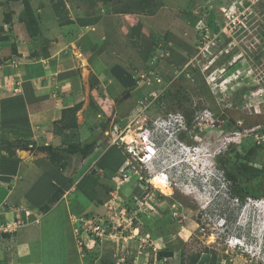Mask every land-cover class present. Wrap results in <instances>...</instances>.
<instances>
[{
    "label": "rangeland",
    "instance_id": "374dc122",
    "mask_svg": "<svg viewBox=\"0 0 264 264\" xmlns=\"http://www.w3.org/2000/svg\"><path fill=\"white\" fill-rule=\"evenodd\" d=\"M28 1L38 24L53 16L78 28L70 43L55 40L54 50L62 60L72 47L80 65H88L82 69L84 81L89 84L93 67L95 82L84 91L77 86L76 104H82L75 112L78 128L64 129V139L57 132L64 123L57 118L47 129L53 143L40 139L43 144H34L35 149L31 140L9 143L36 150L23 156L41 170L52 164L56 173L66 171L72 189L58 200L63 202L56 211L58 201L51 203L45 225L42 219L48 212L43 206L56 187L36 188L35 196H44L38 205L11 204L16 215H23L15 237H2L0 229V264H193L196 256V264H264L263 209L252 198L242 205L237 198L231 203L232 180L219 188L208 177L223 169L219 157H227L232 147L245 153L255 146L247 159L259 169L248 174L264 188V0L249 4L252 9L245 14L234 11L238 0ZM25 7V0H0V25L8 22L9 13L10 21L24 23ZM21 26L26 37V25ZM45 32L53 37L52 30ZM76 43L85 49L79 51ZM15 54L14 45L0 47V65H8L0 72V104L23 87L21 76L26 73L17 67ZM185 109L194 110L191 123ZM176 119L184 132L164 145L159 128L164 133ZM19 125H12L15 133L24 128ZM154 127L164 161L156 156L149 164L135 153L146 129L153 133ZM72 139L95 142L94 150L84 160L69 154L64 168L49 152L38 155L40 145L56 147ZM115 152L118 156L112 158ZM81 166L89 178L84 179L85 173L83 181L74 183ZM61 209L64 224L59 225ZM7 212L0 207V213ZM6 219H0L2 226L10 222ZM250 220L256 224L246 235ZM95 225L103 226L106 235H92L89 228ZM237 235L242 238L234 241ZM247 241L248 250L242 249ZM161 250L173 255L159 259Z\"/></svg>",
    "mask_w": 264,
    "mask_h": 264
},
{
    "label": "crops",
    "instance_id": "0c3cea01",
    "mask_svg": "<svg viewBox=\"0 0 264 264\" xmlns=\"http://www.w3.org/2000/svg\"><path fill=\"white\" fill-rule=\"evenodd\" d=\"M9 16L12 17L11 14ZM50 19L52 20H45V24L40 22V32L34 38L30 36L26 26V37L23 36L21 24L25 25L24 23L18 24L12 19V21L0 25V47L6 50V48L14 45L17 49V54H15L16 56L13 60L18 64L17 67H21V71H25L26 73H23V76L19 73L20 71L15 73V75L21 76L24 80L23 87L19 88L20 91L16 95L4 97L1 100L3 104H0V207L2 206L8 211L7 213H0V219L4 221L8 217L6 220L13 222L23 215V212L19 215L15 214L14 206L11 205L12 203L13 205L20 204L18 206L22 207L25 205L29 206V203L31 205V202L35 203V205L41 203L44 196L40 193L35 196V192H37L36 188H48L51 190L55 187L56 190L57 188H62L63 193L61 196L63 197H67L71 193L69 189H72V178L66 176L63 173L64 170L56 173L55 167L52 164L47 170H41L38 168V165L32 162L33 159L28 160V158L23 156L24 154L30 156L36 150L32 151L33 149H26L20 147V145H16L19 146L16 147L9 144L11 141L18 139L31 140L33 142V144L31 143V147L35 149L34 144L39 145L42 143L40 139H45L44 143H53V140L50 141V132L47 129L51 127V124L57 118H61L64 108L71 107L77 103V86L84 91V87L88 84V82L84 81L82 72V69H86L83 67L88 65L87 63L80 65V61L76 58V51L72 47H68L69 49L65 50L61 55L64 57L60 60L58 58L60 54L54 50L57 43L55 40H59L61 37L68 40L66 41L67 43H70L72 38H74L75 32L77 35L76 30L78 28H75L76 26L72 27V23L66 24L54 21L53 16ZM45 29L52 30L53 37L45 32ZM83 35L84 33L79 36L78 40H75L78 42ZM47 39H52V41L49 42ZM46 45H50L48 49L50 53L45 49ZM51 46L53 47V53ZM76 48L79 51H82V48L83 50L85 49L79 43H76ZM94 48L95 46L93 48L86 47V51H91ZM85 60L86 58H84ZM7 66V64L0 65V72H2V69L6 70ZM90 69L92 70L94 68L92 67ZM91 70L89 72V84L95 82V76ZM16 124L24 125L23 129L17 128L20 134L14 131L12 125ZM64 135H66V132L63 131V139L65 138ZM43 153L45 151L38 150V155ZM114 154L112 158L118 156L117 152ZM95 160L96 158L89 163H94ZM112 163H114V159ZM97 165H93L94 168L91 169L96 171L99 166ZM82 167L78 168L74 183L89 178L90 174L85 171L86 169L83 170ZM47 171L50 172V178L48 176L46 178ZM64 172L66 173V171ZM85 173L88 177L86 176L82 179ZM48 180L49 183L47 186L45 182ZM63 197L60 198L63 199ZM62 202L63 200H60L55 204V211ZM47 212L42 219L44 225L47 219L46 217L52 213V210L50 209ZM64 212V209L59 211V215L63 218H61V222H58L59 225L60 223L64 224ZM11 215L14 216L10 218ZM12 237L15 236H11L10 238Z\"/></svg>",
    "mask_w": 264,
    "mask_h": 264
},
{
    "label": "trees",
    "instance_id": "16d2710c",
    "mask_svg": "<svg viewBox=\"0 0 264 264\" xmlns=\"http://www.w3.org/2000/svg\"><path fill=\"white\" fill-rule=\"evenodd\" d=\"M25 6L26 13L22 20L28 28L30 36L34 38L40 32L38 20L35 14L33 13L28 0H25ZM9 15L10 14H8V17L6 18V21L8 20V22L11 20V16ZM81 105L82 104H75L74 106L67 107L62 110V117L57 121V123H59V121H63L64 124L61 125L60 130H57L58 133L62 134L64 129L74 130L78 128L75 112L80 108ZM184 115L188 120V123H191L194 116V110L185 109ZM64 143L66 145L62 142V145L56 147L51 144L41 145L39 146V149L49 152L51 160L57 165H60L61 168H64L68 165L69 159H71L69 157V154H80L81 159L84 160L87 156L91 154L95 146V142H87L83 144L80 143V141H75L73 139L68 143H66V141ZM62 146H64V149L67 150L66 152L68 154H65L63 150H61L63 148ZM252 154H255V146L250 147L248 150L245 151V153L238 152L232 147L231 150L228 151L227 157H219L220 161L224 165L223 170L226 179L232 180L231 193L234 197L241 199V201H244L247 197H260L264 194V188L262 186V183H260L256 179L251 178V176L248 174L251 169H259L257 166H254V163L252 164L251 162H249L250 160L247 159L248 157H251ZM62 193L63 189L57 188V190L50 197L48 203L43 206L46 212L50 210V205L52 202H56L60 199ZM2 235V237H11L15 236V233L3 232ZM96 238L99 239L101 237L97 236ZM172 255V250H161L157 253L159 259L165 258L167 256L171 257ZM198 260V256L193 257L192 263L196 264ZM106 264L112 263L108 260ZM212 264L214 263L212 262Z\"/></svg>",
    "mask_w": 264,
    "mask_h": 264
},
{
    "label": "clouds",
    "instance_id": "9594fccd",
    "mask_svg": "<svg viewBox=\"0 0 264 264\" xmlns=\"http://www.w3.org/2000/svg\"><path fill=\"white\" fill-rule=\"evenodd\" d=\"M230 1H232V0H230ZM249 3V1L247 2V4ZM188 121V120H187ZM155 129H154V132L153 133H151V131L149 132V130L150 129H146V131L148 132V134H146V135H142V137H141V145H140V150L138 149L137 150V152L135 153V155H138L139 156V159L142 161V162H145V159H152L151 160V162L154 160V159H156V158H154V157H156L157 156V158H159L160 157V160H163L164 161V156L163 155H161L162 153L161 152H159V150H160V144L158 145L157 143H156V140L158 139V137H161L160 136V134L162 135V137H164L165 136V138H164V142H163V144L164 145H167L166 144V142L165 141H167V138H171V137H173L174 135H179L180 136V134H182L183 132H184V126L182 125V121L181 120H179V119H176L174 122H169L168 124H167V129L165 130V132L163 133L162 131H160L161 130V128H159V132H160V134H159V132H157V129H156V127H154ZM176 140H178V139H176ZM176 143V142H175ZM182 146V145H181ZM150 149V150H149ZM161 157H163V158H161ZM162 162V161H161ZM146 163V162H145ZM181 163V162H180ZM176 165V164H175ZM191 165V167H192V169H196V167L195 166H193V164H190ZM199 174V173H198ZM197 174V175H198ZM221 175V176H218V175ZM199 176V175H198ZM208 177H210L211 179H213L212 177H214V179H216L217 181H218V184L220 185L219 186V188H222V187H224L225 186V183H226V176H225V174H224V170L223 169H217V173H214V172H212L211 173V175L210 176H208ZM218 189V188H217ZM218 194H222V196H223V192H218ZM220 198H221V196H220ZM235 198H237V197H230V202L232 203V202H234V199ZM247 198H249L248 199V201H251V198H252V203L253 204H255L256 205V207H258L259 209H260V205H261V203H263L264 202V197L263 198H260V199H253V197H247ZM246 198V199H247ZM238 199V198H237ZM245 199V200H246ZM236 200V199H235ZM244 200V201H245ZM238 203L237 204H241L242 205V203L244 202V201H241L240 199L239 200H236ZM260 211H261V209H260ZM262 218H264V213H263V216H262ZM261 218V223L263 224V227H264V221H263V219ZM16 221V220H15ZM248 223H250V224H248ZM247 224H248V226L247 227H249L250 228V230L247 232V234L246 235H250V231H251V228H252V226L254 225V224H256V223H254V222H252L251 220L248 222ZM260 223V224H261ZM237 224H239V222H237ZM259 224V223H258ZM221 225H223V223H221ZM241 226H245V225H240L239 227H241ZM242 229H243V227H242ZM8 233H10V232H8ZM242 234V233H241ZM252 234H253V232H252ZM242 238L241 236H236V239H234V241H236L237 239H240V238ZM248 241H250V239L248 240ZM248 241L245 243V242H243V245H242V242H240L239 243V247L242 245V249L244 248V249H246V250H248L247 248H248V246H249V243H248ZM245 245V246H244ZM235 246H236V244H235ZM264 255V254H263Z\"/></svg>",
    "mask_w": 264,
    "mask_h": 264
},
{
    "label": "built area",
    "instance_id": "2783aa9c",
    "mask_svg": "<svg viewBox=\"0 0 264 264\" xmlns=\"http://www.w3.org/2000/svg\"><path fill=\"white\" fill-rule=\"evenodd\" d=\"M238 1H239L238 2V4H239L238 8L239 9L234 10V11L245 14L252 9L251 5H249V4H255L260 0H238ZM248 1H249V3L247 4ZM247 6H249V7H247ZM229 18L231 20V16H229ZM235 18L236 17L234 16V20H235ZM235 21H233V22L235 23ZM234 25L236 26L237 24H234ZM234 28H236V27H234ZM82 220H84V218H81V221ZM18 222L19 221H17V220L13 221V222H7L6 226H2L3 225V223H2V224H0V229H2L1 230L2 232L13 233L16 231V228L20 226V223H18ZM95 226L96 227L93 230L91 228H89V231H90V233H92V235L97 234V236H100L101 238L106 235V233H105L106 231L103 228V226H100V225H95Z\"/></svg>",
    "mask_w": 264,
    "mask_h": 264
},
{
    "label": "bare ground",
    "instance_id": "6f19581e",
    "mask_svg": "<svg viewBox=\"0 0 264 264\" xmlns=\"http://www.w3.org/2000/svg\"><path fill=\"white\" fill-rule=\"evenodd\" d=\"M129 137H130V135H129ZM128 136H126V140H129L128 138H129ZM137 139V138H136ZM150 150V149H149ZM151 160L152 159H145V162H149V164L151 163ZM155 178H157V177H155ZM259 207H261L262 209H263V212H264V202L263 203H261V205L259 206ZM262 227H263V225H262Z\"/></svg>",
    "mask_w": 264,
    "mask_h": 264
},
{
    "label": "flooded vegetation",
    "instance_id": "af4514ba",
    "mask_svg": "<svg viewBox=\"0 0 264 264\" xmlns=\"http://www.w3.org/2000/svg\"><path fill=\"white\" fill-rule=\"evenodd\" d=\"M260 198H263L262 196H258V197H253V199H260Z\"/></svg>",
    "mask_w": 264,
    "mask_h": 264
}]
</instances>
